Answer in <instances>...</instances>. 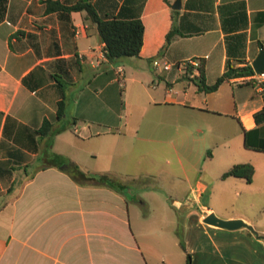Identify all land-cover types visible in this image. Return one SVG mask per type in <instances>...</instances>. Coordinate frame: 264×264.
Masks as SVG:
<instances>
[{
	"label": "crops",
	"instance_id": "obj_1",
	"mask_svg": "<svg viewBox=\"0 0 264 264\" xmlns=\"http://www.w3.org/2000/svg\"><path fill=\"white\" fill-rule=\"evenodd\" d=\"M174 1L0 0V264H187L188 255L192 264H264V227L220 216L204 202L222 188L264 192V123L255 120L264 89L253 76L231 78L212 92L192 81L201 61L209 86L229 59L235 67L244 65L239 59L252 65L264 47V0H182L173 14ZM49 2L140 17V57L108 62L87 12L50 10ZM172 29L182 36L166 47ZM123 97L133 98L131 121ZM195 133L202 137L191 144ZM94 139L111 161L133 140L171 143L186 174L182 159L192 153L203 163L217 161L218 174L194 184L182 179L185 202L172 207L184 223L173 222L154 244L133 228L120 170H89L73 156L77 141ZM69 162L115 182L80 185L57 167ZM238 164L254 166L252 183L222 179ZM212 213L243 219L259 236L208 225ZM174 236L184 257L164 249Z\"/></svg>",
	"mask_w": 264,
	"mask_h": 264
},
{
	"label": "rangeland",
	"instance_id": "obj_2",
	"mask_svg": "<svg viewBox=\"0 0 264 264\" xmlns=\"http://www.w3.org/2000/svg\"><path fill=\"white\" fill-rule=\"evenodd\" d=\"M130 59L132 58L121 60ZM122 101L128 104L127 112H123V116L131 121L135 118V115L131 114V111H134L133 98L126 100L123 97ZM193 137L191 144L198 143L202 135L195 133ZM75 146L73 156L85 167L90 168L89 170L112 168L124 174L121 176L126 179L131 190H128V200L133 228L138 234L150 235L154 244L166 238L167 233L172 231L173 222L176 228L179 222L184 223L183 215L177 213L172 207L173 205L178 207L177 201L185 202L188 185L182 179L187 176L194 184L197 180L206 181L209 177L218 174L217 161L208 160L203 163V157H200L198 153H192L194 155L191 154L189 161L182 159L183 166L190 170L186 174L171 143H145L133 140L131 146L115 151L120 154L117 158L119 161H111L105 155L100 140H79ZM156 154L159 166L153 164ZM167 160H170L172 164L166 163ZM260 168L259 166L258 171L261 176L263 170ZM223 189L225 188L220 191L218 189L212 198L205 196L204 202H209L220 216H245L259 227H264V192L255 191L249 194L236 190L228 194ZM217 214L215 215L219 217ZM144 248L146 252H149L147 247ZM164 249L174 256L184 257L179 238L176 236L173 237L172 242L165 243Z\"/></svg>",
	"mask_w": 264,
	"mask_h": 264
},
{
	"label": "trees",
	"instance_id": "obj_3",
	"mask_svg": "<svg viewBox=\"0 0 264 264\" xmlns=\"http://www.w3.org/2000/svg\"><path fill=\"white\" fill-rule=\"evenodd\" d=\"M50 10L63 11H86L87 18L93 22L98 29L100 42L103 47V54L108 62H115L122 58H139L144 42L145 26L140 17L126 19L120 16H101L91 3L81 2L74 6H65L60 3H48ZM55 5V6H54ZM177 13L173 11V14ZM182 34L172 29L167 35L166 47L169 46ZM238 64H244L241 67H235L232 60L227 63L226 72L218 78L216 83L209 86L206 82V70L204 62L201 61L198 67L199 76L192 79L201 92H212L231 78L248 77L255 75L252 65L246 63L244 59H239ZM62 113H60L61 116ZM257 124L264 123V109L255 115ZM65 166L63 172L70 175L78 184L88 185L90 182H97L100 185H109L115 182L114 177L110 175H94L85 172L80 166L74 163H62L58 168ZM255 176V168L251 164H238L227 171L222 179L240 178L252 183ZM181 246L185 249V244L181 240ZM187 264H192L191 256H187Z\"/></svg>",
	"mask_w": 264,
	"mask_h": 264
},
{
	"label": "water",
	"instance_id": "obj_4",
	"mask_svg": "<svg viewBox=\"0 0 264 264\" xmlns=\"http://www.w3.org/2000/svg\"><path fill=\"white\" fill-rule=\"evenodd\" d=\"M182 2H183L182 0H175L172 5V9L174 11L181 10ZM252 67L256 74H261L264 72V47H261V50L257 58L252 62ZM204 222L208 225L216 226L227 230H239L242 228H246L250 230L252 233H254L256 236H259L258 232L252 226L248 225L246 222H244L241 219L223 220L212 213L206 217Z\"/></svg>",
	"mask_w": 264,
	"mask_h": 264
},
{
	"label": "built area",
	"instance_id": "obj_5",
	"mask_svg": "<svg viewBox=\"0 0 264 264\" xmlns=\"http://www.w3.org/2000/svg\"><path fill=\"white\" fill-rule=\"evenodd\" d=\"M155 64L158 65L157 62ZM119 74L123 75V71L120 70ZM253 79H255L259 83L260 87L264 89V72L261 74L255 73V75H253ZM120 85L121 87H124V82L122 80L120 81Z\"/></svg>",
	"mask_w": 264,
	"mask_h": 264
}]
</instances>
